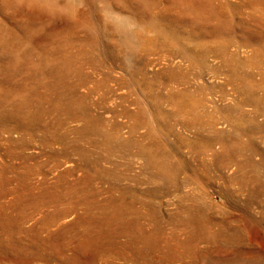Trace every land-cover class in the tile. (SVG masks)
<instances>
[{
    "label": "rangeland",
    "instance_id": "1",
    "mask_svg": "<svg viewBox=\"0 0 264 264\" xmlns=\"http://www.w3.org/2000/svg\"><path fill=\"white\" fill-rule=\"evenodd\" d=\"M0 264H264V0H0Z\"/></svg>",
    "mask_w": 264,
    "mask_h": 264
},
{
    "label": "bare ground",
    "instance_id": "2",
    "mask_svg": "<svg viewBox=\"0 0 264 264\" xmlns=\"http://www.w3.org/2000/svg\"><path fill=\"white\" fill-rule=\"evenodd\" d=\"M83 198V197H82ZM79 199V198H78Z\"/></svg>",
    "mask_w": 264,
    "mask_h": 264
}]
</instances>
